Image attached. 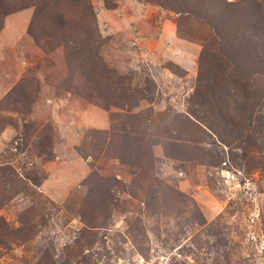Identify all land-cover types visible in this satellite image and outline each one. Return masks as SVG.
Wrapping results in <instances>:
<instances>
[{"label":"rangeland","instance_id":"1","mask_svg":"<svg viewBox=\"0 0 264 264\" xmlns=\"http://www.w3.org/2000/svg\"><path fill=\"white\" fill-rule=\"evenodd\" d=\"M158 1L88 0L89 59L69 0H3L0 264H264V0L235 65Z\"/></svg>","mask_w":264,"mask_h":264},{"label":"trees","instance_id":"2","mask_svg":"<svg viewBox=\"0 0 264 264\" xmlns=\"http://www.w3.org/2000/svg\"><path fill=\"white\" fill-rule=\"evenodd\" d=\"M59 1L60 0H43V2L40 4L41 6H39L38 4L36 15H38L41 20H44L43 16L46 15L49 17L47 18L49 21H55V17L49 15L45 10L47 9L49 10V13L50 11H52L53 14L57 13L58 16H61L60 24H62V26L71 24V19L67 17V13H60L62 10L56 6V3ZM150 1L159 3L158 0ZM165 1L169 2L170 0ZM172 1L181 2V0ZM251 2L256 3L254 0H251ZM14 4L16 5L15 8L19 7V3ZM31 4L33 3H24L19 9L30 7ZM67 4L69 6L73 4L78 8L79 19L80 22H82L83 28L81 29L82 34L77 39V42L80 46H82L83 54L88 56V58L90 59V55L92 54L90 48L92 46L97 47L96 44L99 41V38L96 35L95 12L90 7L88 0H69V3ZM1 5H4L3 0H0V7ZM6 5L8 6L9 4ZM33 5L35 6V4ZM192 7L193 9H190L188 11L189 13H191V15L200 19L201 21L203 20L205 23H208L214 29L215 33H217V35L220 37L221 41H229L227 43L229 47L230 45H232L228 50L230 63H233L235 65L237 62H240L241 60L237 58V56L242 54L241 46H245L250 43L249 40L245 39L252 33L251 30H253V22L257 17L256 12L251 11L248 16L247 11L250 10V6L242 5V3H231L229 0H196L193 3ZM242 8L246 9L247 11H242ZM2 9L8 10V7L4 6ZM245 20H248V24H245ZM249 31L251 32L247 34V32ZM223 45L224 43H222V46ZM251 64H253L252 66L254 67L253 71H260V73L262 72V74H264V66L262 65V63L259 68H256L255 63ZM249 75L250 72H248L247 80L249 79ZM241 79L242 78L239 77L240 81ZM259 88L261 89L259 94H262V92H264V89H262L261 86H259Z\"/></svg>","mask_w":264,"mask_h":264}]
</instances>
